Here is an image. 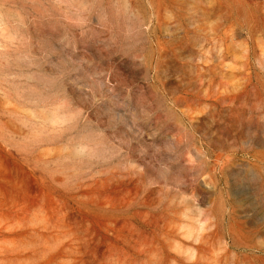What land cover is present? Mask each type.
<instances>
[{
  "label": "rangeland",
  "instance_id": "374dc122",
  "mask_svg": "<svg viewBox=\"0 0 264 264\" xmlns=\"http://www.w3.org/2000/svg\"><path fill=\"white\" fill-rule=\"evenodd\" d=\"M0 264H264V0H0Z\"/></svg>",
  "mask_w": 264,
  "mask_h": 264
}]
</instances>
